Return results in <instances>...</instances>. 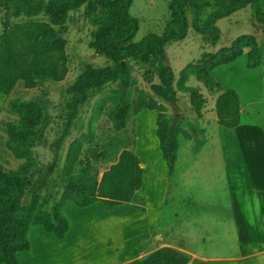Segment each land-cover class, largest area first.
Segmentation results:
<instances>
[{
  "label": "rangeland",
  "instance_id": "374dc122",
  "mask_svg": "<svg viewBox=\"0 0 264 264\" xmlns=\"http://www.w3.org/2000/svg\"><path fill=\"white\" fill-rule=\"evenodd\" d=\"M53 1L44 0L39 12L9 19L5 18L6 10L0 9V36L16 25L43 23L57 30L64 28L67 40L69 72L63 81H48L33 89H26L24 82L19 81L11 95L0 96V172L16 170L23 163L6 147L8 129L19 120L12 109V101H39L44 109L42 125L36 134L28 137V146L37 159V169L31 176L24 203L36 197L45 201L62 196L67 187L63 176L66 156L77 139L82 141V149L74 172L99 186L103 174L118 161L121 152L134 144L133 130L124 136L123 130L114 129L110 112L115 107V97L119 95L130 102L141 94H153L152 86L162 84L161 77L171 73L177 94L175 103L157 99L174 120L185 117L193 109L190 95L178 89L181 73L192 67L201 73L212 57L221 50L231 49L244 36L252 38L255 47L247 46L236 60L203 75H190L184 85L197 90L203 103L202 113L218 114L219 110L223 122L233 125L238 123L242 113L252 117V109L256 108L255 120L264 124V111L261 114L264 109V25L256 24L250 7L215 22L220 30L216 42L194 30L192 10L186 7L188 29L184 39L168 43L160 54L128 59V80H111L92 89L86 100L74 109L73 96L80 77L89 67L98 69L113 64L109 57L92 46L96 36L103 32L105 11L95 8L93 0H87L79 8L62 13L55 10ZM177 1L133 0L130 15L139 23L133 42L139 43L150 35H164L172 23H178L173 10ZM230 1L200 0V24L204 27L210 24ZM261 13L264 20V0H261ZM252 57L255 67L249 63ZM226 94L228 97L223 98Z\"/></svg>",
  "mask_w": 264,
  "mask_h": 264
},
{
  "label": "crops",
  "instance_id": "0c3cea01",
  "mask_svg": "<svg viewBox=\"0 0 264 264\" xmlns=\"http://www.w3.org/2000/svg\"><path fill=\"white\" fill-rule=\"evenodd\" d=\"M252 110L233 128L216 113L191 110L174 120L166 112L182 130L171 176L157 136L158 113L141 111L123 130L124 136L134 131L128 150L141 162L140 189L114 206L98 201L80 208L68 201L66 237L32 227L19 264H140L166 249L189 264H264V124Z\"/></svg>",
  "mask_w": 264,
  "mask_h": 264
},
{
  "label": "trees",
  "instance_id": "16d2710c",
  "mask_svg": "<svg viewBox=\"0 0 264 264\" xmlns=\"http://www.w3.org/2000/svg\"><path fill=\"white\" fill-rule=\"evenodd\" d=\"M87 0H54L57 12L66 13L79 8ZM95 8L105 11L103 32L98 34L92 46L101 54L109 57L113 64L103 68L89 67L75 89L73 108L86 100L88 93L116 79H129L126 61L130 58L145 59L152 54H160L168 43L185 38L188 29L186 7L192 10L194 30L211 41H218L220 30L215 22L236 11L250 7L256 24H263L261 0H231L207 26L200 24V0H179L173 10L179 22L172 23L164 35H150L141 42L133 40L139 30L138 20L130 15L133 0H93ZM44 0H0V9L6 10L5 18L31 15L39 12ZM256 26V25H255ZM65 29H55L47 24L16 25L0 36V96L12 94L19 81L26 89L48 81L61 82L69 72V59L66 52ZM254 46L249 36L240 38L231 49L221 50L197 73L189 68L181 73L179 91L189 94L193 111L202 115L203 103L197 90L185 86L190 75H203L219 66L228 64L243 54L247 46ZM256 50V49H254ZM254 58L250 65L255 67ZM162 84L153 85V94H141L135 100L127 102L122 96L115 97V107L110 118L116 131L125 130L134 118L143 110L158 113L157 136L171 176L175 169L178 151V136L182 130L169 123L166 107L157 98L167 103H175L177 97L172 83V74L166 73ZM231 94V92H230ZM226 94L223 98H227ZM19 120L8 129L7 149L14 158L23 163L16 170L0 172V263L19 264L18 253L30 249L28 233L36 225H42L46 232L64 239L70 228V221L63 212L68 201L80 208H87L98 201L114 206L128 202L134 190L142 186L143 169L138 156L131 150L121 152L118 161L103 174L99 186L74 172L81 156L82 141L77 139L69 147L63 169L67 187L60 198L41 201L35 198L24 203L23 198L30 187L31 176L36 172L37 159L28 146L31 134H36L45 118L43 106L39 101L11 103ZM217 116L222 125L233 128L240 124L229 125L222 120L221 112ZM189 258L166 249L146 257L140 264H187Z\"/></svg>",
  "mask_w": 264,
  "mask_h": 264
},
{
  "label": "built area",
  "instance_id": "2783aa9c",
  "mask_svg": "<svg viewBox=\"0 0 264 264\" xmlns=\"http://www.w3.org/2000/svg\"><path fill=\"white\" fill-rule=\"evenodd\" d=\"M187 264H189V263H187Z\"/></svg>",
  "mask_w": 264,
  "mask_h": 264
}]
</instances>
